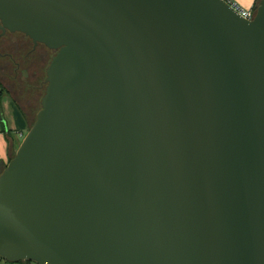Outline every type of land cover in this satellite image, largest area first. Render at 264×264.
<instances>
[{
	"label": "water",
	"instance_id": "obj_1",
	"mask_svg": "<svg viewBox=\"0 0 264 264\" xmlns=\"http://www.w3.org/2000/svg\"><path fill=\"white\" fill-rule=\"evenodd\" d=\"M254 11L0 0L2 34L55 51L0 173V258L264 264V0Z\"/></svg>",
	"mask_w": 264,
	"mask_h": 264
},
{
	"label": "flooded vegetation",
	"instance_id": "obj_2",
	"mask_svg": "<svg viewBox=\"0 0 264 264\" xmlns=\"http://www.w3.org/2000/svg\"><path fill=\"white\" fill-rule=\"evenodd\" d=\"M53 52L43 43L35 44L23 33L2 34L0 29V79L21 103L27 119L34 117L32 106L38 92L46 85V77L41 76L44 68L46 76Z\"/></svg>",
	"mask_w": 264,
	"mask_h": 264
},
{
	"label": "crops",
	"instance_id": "obj_3",
	"mask_svg": "<svg viewBox=\"0 0 264 264\" xmlns=\"http://www.w3.org/2000/svg\"><path fill=\"white\" fill-rule=\"evenodd\" d=\"M236 1L248 9H254L257 3V0ZM9 97L13 99V102L10 101ZM2 99L4 108H6V113L3 111L1 101L0 114L3 116L4 120H0V137L3 139V144L0 145V173L13 157L14 152L21 143V139L25 136V131L29 130L30 127V121L23 113V106L14 96V93L6 92ZM6 101L9 103L7 104Z\"/></svg>",
	"mask_w": 264,
	"mask_h": 264
},
{
	"label": "rangeland",
	"instance_id": "obj_4",
	"mask_svg": "<svg viewBox=\"0 0 264 264\" xmlns=\"http://www.w3.org/2000/svg\"><path fill=\"white\" fill-rule=\"evenodd\" d=\"M259 2V1H258ZM55 53L53 52V53H51V55L53 56ZM49 65V64H48ZM46 67V66H45ZM43 74H42V76H41V78H44V77H46L45 76V68L43 69ZM41 80V79H40ZM2 80L0 79V89H7V85L5 84V83H3V82H1ZM45 87H46V85L45 86H43V88L40 90V92H38V94H37V98H36V100H35V102L33 103V106H32V114H33V118H31V119H29V121H30V124H29V129L31 128V126L33 125V123H34V121H35V119H36V116H37V113H38V111H39V109L41 108V97H42V95L44 94V91H45ZM7 93H9L8 92V89H7ZM9 99H10V101L11 102H13V99H11L10 97H9ZM2 101V105H3V99L1 100ZM7 102V101H6ZM9 102H7V104H8ZM3 111L6 113V108H4V105H3ZM6 115V114H5ZM27 132H28V130H26L25 131V135L27 134ZM24 138V137H23ZM23 138L21 139V142H22V140H23ZM3 144V139L0 137V145H2ZM17 150V149H16ZM16 153V151L14 152V154ZM14 154H13V156H14ZM0 264H17V262L15 263V262H7V261H5V260H3V259H1L0 258Z\"/></svg>",
	"mask_w": 264,
	"mask_h": 264
},
{
	"label": "built area",
	"instance_id": "obj_5",
	"mask_svg": "<svg viewBox=\"0 0 264 264\" xmlns=\"http://www.w3.org/2000/svg\"><path fill=\"white\" fill-rule=\"evenodd\" d=\"M227 1L235 10H237L244 18L248 20H252L255 16L254 9H248L243 7L238 1L236 0H225ZM17 264H40L33 260H22L17 262Z\"/></svg>",
	"mask_w": 264,
	"mask_h": 264
},
{
	"label": "trees",
	"instance_id": "obj_6",
	"mask_svg": "<svg viewBox=\"0 0 264 264\" xmlns=\"http://www.w3.org/2000/svg\"><path fill=\"white\" fill-rule=\"evenodd\" d=\"M258 1L259 0H257V3H256V5L258 4ZM6 90L3 88V89H0V108H1V100H2V98H3V96L6 94Z\"/></svg>",
	"mask_w": 264,
	"mask_h": 264
}]
</instances>
